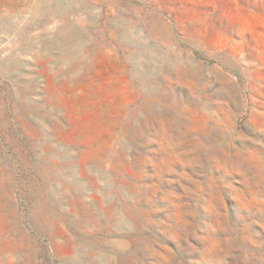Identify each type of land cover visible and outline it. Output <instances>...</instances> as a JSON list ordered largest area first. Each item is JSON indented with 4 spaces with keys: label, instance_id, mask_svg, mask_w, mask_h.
<instances>
[{
    "label": "rangeland",
    "instance_id": "obj_1",
    "mask_svg": "<svg viewBox=\"0 0 264 264\" xmlns=\"http://www.w3.org/2000/svg\"><path fill=\"white\" fill-rule=\"evenodd\" d=\"M0 264H264V0H0Z\"/></svg>",
    "mask_w": 264,
    "mask_h": 264
}]
</instances>
